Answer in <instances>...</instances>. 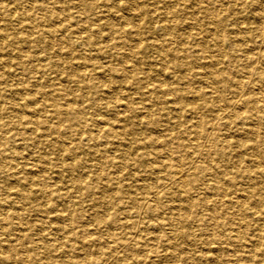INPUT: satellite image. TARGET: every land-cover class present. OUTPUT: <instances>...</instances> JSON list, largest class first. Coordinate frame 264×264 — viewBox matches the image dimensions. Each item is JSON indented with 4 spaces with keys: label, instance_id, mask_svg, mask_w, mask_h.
I'll use <instances>...</instances> for the list:
<instances>
[{
    "label": "rangeland",
    "instance_id": "1",
    "mask_svg": "<svg viewBox=\"0 0 264 264\" xmlns=\"http://www.w3.org/2000/svg\"><path fill=\"white\" fill-rule=\"evenodd\" d=\"M0 64V264H264V0H0Z\"/></svg>",
    "mask_w": 264,
    "mask_h": 264
},
{
    "label": "bare ground",
    "instance_id": "2",
    "mask_svg": "<svg viewBox=\"0 0 264 264\" xmlns=\"http://www.w3.org/2000/svg\"><path fill=\"white\" fill-rule=\"evenodd\" d=\"M12 1V0H11ZM8 2V1H7ZM24 3V2H23ZM138 6V5H137ZM30 7V6H29ZM59 7V6H58ZM31 9V8H30ZM180 10V9H179ZM257 11V10H256ZM104 12V11H103ZM42 16V15H41ZM189 16V15H188ZM21 23V22H20ZM260 26V25H259ZM182 28V27H181ZM122 33V32H121ZM224 35V34H223ZM105 39V38H104ZM195 41V40H194ZM139 43V42H138ZM161 43V42H160ZM6 44V43H5ZM199 45V44H198ZM148 46V45H147ZM114 47V46H113ZM150 47H153L152 45H150ZM89 58V57H88ZM190 64V63H189ZM1 65V64H0ZM195 65V64H194ZM189 66V65H188ZM124 71V70H123ZM213 74V72H212ZM79 76H81V73L79 74ZM106 76V75H105ZM169 76V75H167ZM157 78V77H156ZM78 79V78H77ZM79 80V79H78ZM162 80V79H161ZM238 84V83H237ZM213 85V84H211ZM239 85V84H238ZM185 86V85H184ZM199 87V86H198ZM207 87V86H206ZM138 88V87H137ZM188 88V87H187ZM216 88V87H215ZM235 88V87H234ZM244 88V87H243ZM251 89V88H250ZM131 90V89H130ZM217 90V89H216ZM237 90V89H236ZM254 90V89H253ZM256 91V90H254ZM245 92V91H244ZM83 93V92H82ZM106 93V92H105ZM192 94V93H191ZM241 94V93H240ZM259 94V93H258ZM252 95V94H251ZM262 95V94H261ZM67 96V93L63 92V91H60V92H57L56 94H50L48 92H43L42 93V98L44 101L48 102V103H51L52 105H55V108H54V112L53 114H55V116L59 119L60 115L61 114H66L68 112H72L74 111L73 110V103H71L72 101H69L68 98H66ZM212 98V97H211ZM221 98V97H220ZM224 98V97H223ZM136 99V98H135ZM213 99V98H212ZM235 99V98H234ZM239 99V98H238ZM243 100V99H242ZM241 100V101H242ZM21 101V100H20ZM62 101H64L63 103H61ZM106 101V100H105ZM238 101V100H237ZM137 103V102H136ZM195 103V102H194ZM128 105V104H127ZM195 105V104H194ZM121 107V106H120ZM222 107V106H220ZM43 108V107H42ZM197 109V108H196ZM31 112V111H30ZM121 112V111H120ZM198 113V112H197ZM162 114V113H161ZM142 116V115H141ZM258 117V116H257ZM158 118V117H157ZM211 121V120H210ZM214 123V121H213ZM214 128V126H213ZM100 129V128H99ZM5 132V131H4ZM151 133V132H150ZM256 135V134H255ZM167 140V139H166ZM197 140V139H196ZM59 143V142H58ZM66 144V143H64ZM164 145H166V152H168V154H171L174 152L173 150V147L176 148L178 145H174L173 147L170 146L167 142H163ZM195 143H193L194 145ZM204 144V143H202ZM122 146V145H121ZM11 147V146H10ZM205 147V146H204ZM3 151V150H2ZM5 156V153L4 152H0V155L2 157L3 160H4V156ZM11 156V155H10ZM6 157V156H5ZM19 159V158H18ZM6 161H10V160H6ZM188 169V168H187ZM121 170V169H120ZM182 170L180 168H174L172 170V173L170 174L171 176H173V178L175 179H180L181 180V176L183 178V175H182ZM115 174V173H114ZM75 178V177H74ZM184 179V178H183ZM157 193V190L155 191ZM224 192V191H223ZM109 194V193H108ZM224 195V194H223ZM222 195V196H223ZM153 200V199H152ZM196 200V199H195ZM237 200V199H236ZM154 201V200H153ZM191 202V201H190ZM205 214V212H204ZM66 219V218H65ZM203 219V218H202ZM65 230V229H64ZM137 232V231H136ZM263 234V233H262ZM206 236V235H205ZM261 236V235H260ZM209 240V239H208ZM12 242V241H11ZM150 247V246H149ZM13 248V247H12ZM17 250V249H16ZM122 250V249H121ZM186 250V249H185ZM118 251V250H117ZM113 257V256H112ZM96 260V259H95ZM237 260V258H236ZM90 262H93V260L90 259Z\"/></svg>",
    "mask_w": 264,
    "mask_h": 264
}]
</instances>
